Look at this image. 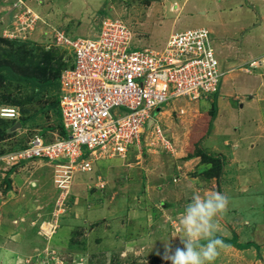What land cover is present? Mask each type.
<instances>
[{
	"label": "rangeland",
	"instance_id": "1",
	"mask_svg": "<svg viewBox=\"0 0 264 264\" xmlns=\"http://www.w3.org/2000/svg\"><path fill=\"white\" fill-rule=\"evenodd\" d=\"M188 1V7H191L193 2ZM40 2L46 6L41 7ZM49 3V0H0V170L5 180L2 190H7L12 183L10 173L15 172L16 177L31 175L34 168L23 174L20 172L25 162L44 160L55 168L52 181L46 186L53 192L49 216L36 231L44 236L43 243L46 244L35 246L29 255L16 253L22 257L11 260L13 263L5 261V253L15 248L9 242L22 234L21 225L14 226L24 217L13 220V224L12 220H4L0 213V225L6 228L5 235L0 236V264H171L162 257L166 244L173 253L177 247H183L179 236L183 232L181 217L186 206L194 195L212 192H220L229 200L227 212L219 219L216 236L228 241L236 236V244L254 245L241 250L225 242L229 247L220 250L214 264H264V133L255 130L254 135L246 137L251 142L239 141L242 148L246 145L250 151L245 156H238L230 136H224L226 145L221 142L216 146L218 133L212 134L214 122L211 125L209 122L212 110L197 113V108H193L196 101L180 99L162 110L171 111L172 119L167 120L168 125L172 120L183 123L181 119H184L187 128H180L178 123L176 129L155 119L158 127H164L166 132L161 129L162 135L147 136V147L142 144L136 148L134 144L127 155L112 157L114 166L111 163L97 167L93 173L81 171L79 167L71 174L59 173L57 169L66 161L55 162L46 157L9 161L12 154L32 146L36 140L51 144L68 137L60 109V79L55 86L41 89L33 83L11 78L32 68V60L47 62L46 54L50 53L56 54L58 59L53 60L50 67L58 65L59 59L63 64L62 73L70 67L72 58L57 46L58 31L92 38L98 31V27L94 30L98 20L102 16H111L122 19L135 46L160 51L175 32L194 28L208 30L203 27L205 16L202 12L213 15L215 2L201 0L192 12L185 9L187 0H96L97 9L88 19L73 16L84 15V6L75 5V13L69 6L70 1L66 0L63 10L54 4L48 6ZM172 5L176 10L181 8V12L186 10L180 20H174L176 17L172 14L166 15L168 10H174ZM45 12L48 13L45 15ZM175 21L179 22L176 24ZM246 69V73L255 71L254 68ZM52 74L48 70V76L52 77ZM11 107L18 113L16 118L1 115L2 109ZM60 123L66 136L62 134ZM4 131L6 134L2 136ZM217 152L222 153L216 155ZM212 153L221 159L222 168L206 177L204 170L211 169V164L203 163L201 157ZM86 156L88 152L83 159L89 158ZM130 165L134 168L131 175L132 169L127 170ZM119 168L124 172L120 176L113 173L116 177L110 180V186L109 179L98 181V176H106ZM87 179L89 185L85 187ZM98 210L106 214L104 219L93 215L92 211ZM60 220H63L61 224ZM3 241L5 244L1 243Z\"/></svg>",
	"mask_w": 264,
	"mask_h": 264
},
{
	"label": "built area",
	"instance_id": "2",
	"mask_svg": "<svg viewBox=\"0 0 264 264\" xmlns=\"http://www.w3.org/2000/svg\"><path fill=\"white\" fill-rule=\"evenodd\" d=\"M97 26L92 38L56 33L57 46L72 58L60 76L68 137L51 144L36 140L12 154L10 162L46 157L66 161L57 164L59 173L71 174L77 167L89 172L99 158L127 155L144 133L162 135L155 121L159 110L180 99L197 102L219 93L225 76L235 70L222 68L209 30L175 33L163 50L155 51L135 46L120 18L102 16ZM260 63L252 61L247 69ZM17 114L12 107L1 112L10 118ZM85 152L88 159H83Z\"/></svg>",
	"mask_w": 264,
	"mask_h": 264
},
{
	"label": "crops",
	"instance_id": "3",
	"mask_svg": "<svg viewBox=\"0 0 264 264\" xmlns=\"http://www.w3.org/2000/svg\"><path fill=\"white\" fill-rule=\"evenodd\" d=\"M49 1H51V3H49L48 6L54 4L56 8L60 10H63L66 3V0ZM69 1L71 2L69 6H71V9L75 13L77 12V9L74 8L75 5L84 6L86 9L84 12L85 14L83 13L84 15H79V17L77 14H75L76 16L73 15L77 19H79L80 16H84L87 19L88 17L94 16V10L97 9L95 6L96 0H67V2ZM200 1L201 0H191L190 2H193V5L188 7L189 1L187 0L185 9L187 11H195L199 7L198 4ZM214 2V8L211 11L213 15L208 14V11L202 12L203 16H205L203 27L208 29L211 33L215 55H217L222 68L224 70L233 68L235 71H232L225 76L221 82L219 93L210 95L208 98H202L197 103H193V108H197L195 109L197 113L201 110L208 112V110H212L213 105L216 104L217 115L215 120H213L214 129L212 132V134L215 133L213 134L214 136L218 133V139L216 140L215 145L217 146L221 142L226 145L227 143L224 140V136L225 138L230 136L232 138V143L235 144L234 149L238 153V156H245V154L248 155L250 151L245 148L246 145L242 148L239 145V141L241 143H244L247 140L251 142L248 138L255 134V130L259 132L263 131L264 133V130L262 129L264 126V64L255 68V71L252 73H246L245 71L252 61H260L264 63V2L263 0H214ZM41 3L42 2H40V4ZM45 6L41 4V7ZM173 6L174 5L171 7ZM173 8L174 10L171 8L173 11L168 10L166 15L170 16L169 14H172L176 17L174 20H180L183 16V12H186V10L183 9V12H181V8L178 10L175 9V6ZM48 12H45V15ZM52 14H54V12H52ZM178 22L179 21H175L176 24ZM94 27L95 30L98 26L94 25ZM65 32L74 38L84 37L77 36L67 31ZM168 106H164L163 108ZM163 108L156 113V116L158 117L156 121H164L167 126H175V128L179 123L178 125H180V128H187V122L184 119H181L183 123H175L173 120H170L172 123L168 125L169 121L167 120L172 119L170 117L171 111L164 112L162 111L164 110ZM224 118H227L228 120L223 123L221 121ZM217 127L218 131L214 132ZM161 129L163 131L165 130L164 127ZM238 136H240L239 139ZM147 140L146 133H144L140 143L136 144L135 147H140L142 144L144 147H147ZM240 151H242V154H239ZM219 153L222 152H217L216 155H219ZM211 155L214 154L212 153ZM226 156L228 157V154ZM86 157L88 158V156ZM140 157L141 154L137 156V159ZM97 161H93L91 173H93L97 167H106L111 163V166L115 165L112 162V158H109V160L106 161ZM139 163L140 162H138L137 165ZM201 166L203 167V164ZM30 168H34V171L30 176L23 175L22 177H16L15 172L12 174L10 173L13 177L12 183L9 184V187H7V190L5 191L2 190V183L5 182L4 174L0 170V213L3 219L12 220V223L15 224L13 220L20 219L21 216L24 217L14 226L17 227L21 225L19 228L22 230V234H19L20 236H16V239L9 242L11 243L10 245L15 246V248L9 252L3 251L6 252L5 261L7 260L9 262H12L11 260L16 257L17 260L21 259L22 256L20 257L19 255H16V253H25L26 255H29L32 253L31 251L35 249V246L38 245L39 247L46 244L43 243L45 241L43 238L44 236H41L36 231H39V225H41V222H47L46 220L49 216L48 207L53 192L51 191L50 186L49 188H46V186L48 187L47 184L52 181V174L55 168L54 165L48 161L37 160L33 163L25 162V165L20 168V172L23 174ZM127 168V170L132 169V166H127ZM140 168H142V166ZM209 169L210 167L204 170L206 177H209L207 175ZM99 171L103 173V171ZM133 171L134 168L130 170V175ZM115 172L120 176L124 171H122L121 168L116 169L113 172L110 171L109 173L106 171V173H108L106 176L103 174L102 176H98L97 179L98 181L109 179L110 186V180L116 177V175L113 174ZM142 180L145 181L144 177ZM87 185H89L88 179L85 187H87ZM17 189L18 191L14 193ZM54 190L55 189H53V191ZM92 212L95 216L99 215L101 219L105 218L106 214H102L99 210ZM146 218L147 217H145V220ZM62 221L63 220H60V224ZM5 229V225H3V227L0 225V236L5 235ZM1 243L5 244L4 241Z\"/></svg>",
	"mask_w": 264,
	"mask_h": 264
},
{
	"label": "clouds",
	"instance_id": "4",
	"mask_svg": "<svg viewBox=\"0 0 264 264\" xmlns=\"http://www.w3.org/2000/svg\"><path fill=\"white\" fill-rule=\"evenodd\" d=\"M228 205V198L220 192L194 195L181 217L183 232L179 237L183 247H177L173 253L166 244L162 258L171 264H214L220 250L229 247L216 236L219 219Z\"/></svg>",
	"mask_w": 264,
	"mask_h": 264
},
{
	"label": "trees",
	"instance_id": "5",
	"mask_svg": "<svg viewBox=\"0 0 264 264\" xmlns=\"http://www.w3.org/2000/svg\"><path fill=\"white\" fill-rule=\"evenodd\" d=\"M11 57H12V59L16 60L13 55ZM56 59H57L56 54H54V55H51V53L46 54L47 62L46 61L34 62L32 60V61H30L32 68L26 69L25 72L20 76L14 75V77H11V78L17 79L20 82L33 83L36 88H41V89H44L47 86H49V87L55 86V83L59 82L60 76L62 74L61 66L63 67V64H62L60 59H59L58 65H54V66L50 67V65L52 64L51 62L53 60H54V62H56L58 60V59L57 60ZM67 68H69V66ZM1 70H3V68H1ZM48 70L53 72L52 77L48 76ZM57 104L59 107V100H57ZM216 107H217L216 104H214L212 107V112H211V116H210L211 119L209 120L210 125H211V123H213V120H215V118H216V115H217V108ZM59 116L61 117V112H59ZM60 126L62 129V134L64 136H66L67 133H66V131H65V129L61 123H60ZM5 134H6L5 131L1 133L2 136H4ZM201 158H202L203 163L211 164V169L207 172L208 176L215 174V172L219 171L222 168V165H220L222 161L220 162L219 160H221V159H219L217 156L206 154L205 156H203ZM222 240L226 243H231V244L235 245L237 249H241V250L249 249L252 246H254L251 243L247 244V245L236 244V241H237L236 236H234L231 241H228L225 238H222Z\"/></svg>",
	"mask_w": 264,
	"mask_h": 264
},
{
	"label": "water",
	"instance_id": "6",
	"mask_svg": "<svg viewBox=\"0 0 264 264\" xmlns=\"http://www.w3.org/2000/svg\"><path fill=\"white\" fill-rule=\"evenodd\" d=\"M151 124H152V121H150V123H149V127H150ZM18 125H19V124H18ZM18 125H17V126H18Z\"/></svg>",
	"mask_w": 264,
	"mask_h": 264
}]
</instances>
